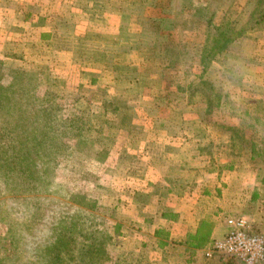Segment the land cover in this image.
Listing matches in <instances>:
<instances>
[{
	"label": "rangeland",
	"instance_id": "374dc122",
	"mask_svg": "<svg viewBox=\"0 0 264 264\" xmlns=\"http://www.w3.org/2000/svg\"><path fill=\"white\" fill-rule=\"evenodd\" d=\"M126 1L131 3L129 11H132L137 7L135 4L144 0H117V4L123 7ZM244 1L209 0L206 7L192 17L200 24L192 30L188 24L194 2L172 0L171 11L178 25L171 40L176 44L174 54L162 52L164 33L154 37L149 32L157 42L158 52L152 50L143 62H139L140 57L134 58L132 64L136 68L113 72V75H106L108 71L102 73L86 59L90 58L88 55L81 53L70 62L73 69L69 72L63 60L53 64L36 59L4 61L0 58V264H143L144 238L125 233L129 226L124 221L129 213L121 207V202L141 183L138 181L143 171V96L147 92L143 82L147 81L151 82L150 89L156 91L152 93L166 101V108L151 114L180 123L169 121L167 125L165 122L169 133H177L171 129L180 127L198 142L203 138L208 140L202 144H207L204 149L213 152L210 160L214 163L247 167L246 190H243V199L247 202L232 205L233 212L236 208L240 214L229 217L259 215L258 208L254 209L251 204V195L256 193L254 197L264 200V90L257 89L264 72V30L251 34L245 31L256 39L255 47L250 46L251 40H242L245 46L242 47L234 39L236 42L209 61L201 75L197 62L200 50L204 48L207 54L213 43L207 39L217 27L219 16L235 31L242 26L244 16L239 12L245 10ZM99 4L97 1L96 6ZM141 4L144 7V2ZM139 9L134 12L138 13ZM103 16L114 24L119 19V15ZM133 18H130L131 23ZM184 20L186 22L182 23ZM203 25L204 30L207 25V37ZM133 29L124 34L134 44L121 43L108 48L90 28L82 36L75 32L68 38L69 45L112 56L121 54L122 46L130 55H136L135 49L151 50L142 45V33L137 32L132 38V32L136 31ZM75 39L77 43L72 44ZM16 44V36L0 23V52L18 49ZM159 52L168 61L158 62ZM101 59L104 61L101 65L108 70L107 65L111 63L103 56ZM146 68L150 72L147 73ZM134 73L138 74L139 82L142 81L140 84L115 79L116 75ZM146 73L151 75V81ZM197 75L211 83L210 98L214 103L209 110L205 108L208 97L205 91L187 89V93V81ZM156 81L161 83L156 84ZM196 82L194 80L192 85ZM175 85L178 86L176 92ZM172 88L174 93L170 92ZM113 97L117 105L113 100L110 103ZM119 102L131 106L129 110L133 115L118 119ZM100 114L107 117L112 126L101 123ZM227 125L245 131L242 142L245 151L232 148L229 140L226 146L219 145L218 140H225V136L229 139ZM77 136L81 137L78 145ZM127 147L138 148L136 154H123L121 150ZM249 149L258 155L252 156ZM114 150H120L119 157ZM207 164L210 166L211 162ZM246 222L252 227V222ZM252 232L264 236L263 229L255 227ZM57 248L59 252H55ZM58 254V263H53ZM220 259L225 264H237L227 258Z\"/></svg>",
	"mask_w": 264,
	"mask_h": 264
},
{
	"label": "crops",
	"instance_id": "0c3cea01",
	"mask_svg": "<svg viewBox=\"0 0 264 264\" xmlns=\"http://www.w3.org/2000/svg\"><path fill=\"white\" fill-rule=\"evenodd\" d=\"M72 2L0 0V23L16 36V45L19 46L11 52L3 50L0 52V58L4 61L36 59L39 62L51 61L53 64L63 60L66 71L69 72L73 69L70 62L81 53L88 55L90 58L86 59L98 66L102 73L108 71L106 75L136 68L132 62L134 58L138 60L137 55L128 54L123 46L121 54L112 56L98 50L73 48L69 45L68 38L74 36L75 32V35L82 36L87 33L86 30L92 28L95 33L99 31L114 40L120 32L125 33L133 28L130 18L142 16V12L150 6L153 7L156 2L144 0V7L141 2L135 4L137 7L134 10L129 11L132 6L126 1L116 24L93 23L84 19V16H97L99 13L93 8L94 0ZM71 5L76 8H70ZM137 8L138 13L134 12ZM66 27L71 28L63 31ZM141 33L144 39L142 45L158 52L154 37L144 28L138 30V34ZM75 40L72 44L77 43V39ZM102 56L108 64L111 63L107 65L108 70L101 65V62H104L100 60ZM46 69L52 72L50 67ZM102 82L110 84L105 80ZM143 89L147 90L143 96V171L138 181L141 182L139 187L135 188L130 196L126 195L121 202V207L129 213L124 221L125 225L129 226L125 233H134L144 238L143 264H225L217 255L205 258L203 254L210 242L223 234L224 219L234 213L240 214L236 208V212H233L231 206L243 205V190H246L244 179L248 169L243 165L231 164L232 166L227 167V164H224L226 162L221 165V162L218 164L211 161L213 152L204 149L207 144H202L206 143L207 139L203 138L198 142L192 134L185 133L180 127L177 130L171 129L177 133H169L164 123L168 125L170 119L151 114L152 111L159 113V109L166 108L165 99H153L151 94L158 96L156 91L148 87ZM171 123L180 124L173 121ZM218 142L219 145L226 146L228 136ZM137 149L130 150L127 147L121 152L136 154ZM119 151L114 150L115 156L119 157ZM209 162L210 166L207 164ZM251 199V204L254 209L258 208L259 215L250 213L247 218L241 217L252 222V228L264 230V200L252 195ZM244 202H247V199Z\"/></svg>",
	"mask_w": 264,
	"mask_h": 264
},
{
	"label": "trees",
	"instance_id": "16d2710c",
	"mask_svg": "<svg viewBox=\"0 0 264 264\" xmlns=\"http://www.w3.org/2000/svg\"><path fill=\"white\" fill-rule=\"evenodd\" d=\"M97 1H100L99 7L96 6ZM191 1L194 2V3H192L193 8L194 9L197 8V9L196 10L192 9V11H190L191 14L189 12H186V14H190V24L187 23L189 25L188 28L193 30L194 28H196V26H199L200 24H196V21H193L192 17L194 16V14H197L198 11L203 10V8L206 7L205 6L206 2H209V0H198V1L191 0ZM212 1H216V0H212ZM244 2H245V4H244L245 10L240 11L239 12L240 14L238 13L240 16H242V15L244 16V22H243L242 26L240 28H238V30L235 31L229 25L228 22L224 21L223 19H221L222 17L219 16V18H218L219 23H218L217 27L215 28L214 32H212L208 36V39H207V38H205V37H207V35H206L207 25H206L205 30H204L205 26L203 25V30L205 32L204 34L206 35L204 38L207 39V41L209 43L211 41H213V43H212V45H210L209 51L207 52V54H205L204 48H202L200 50L199 58L197 60V62L199 63V66H200L199 75H201V72H203L205 70L209 61L215 60L214 58L218 57L223 51H225L224 49L226 48V46L230 45V43L234 42L235 41L234 39L239 41L238 45H241L242 47H245L242 40H251L250 46H252V48L255 47L256 39L251 38L252 35L245 34V31H247V33L251 34L253 32L258 31V29L261 31L264 30V0H245ZM200 3H203L204 5L198 6V4H200ZM94 6L95 7H93V8L96 9L95 11H99L101 13V16H95V15L84 16L85 20L87 19L88 21H91L93 23L103 22L106 24H111L109 21L105 20V16H103V15L105 14L107 16V18H111L114 16L117 17V15H119V13H120L119 11L122 10V5L120 4L118 6L117 0H114V1H112V0H94ZM70 8H71V6H70ZM171 10H172V0H156L155 5L153 7H151L150 9L146 10L144 15H142L138 18H133L132 26L134 29H136V31L132 32V38H134L136 36V34L138 32L137 30L139 28L147 29V31L150 32L154 37L162 36L164 33V36L167 40L165 39L164 44L161 45L162 52L165 50V51L169 52V54H174V52H175L174 51L175 50L174 45H176V44H174V42H172L171 40L173 38L175 28H176V26L178 27V25H177V23L176 24L174 23V17H176V15H174ZM184 22H186V21L184 20L182 23H184ZM94 35L97 36L98 39L101 38V41L103 43H105V46L108 45V48L118 47L119 44H121V43L134 44V42L130 40L129 36L124 34V33L117 34V36L114 40H112V38H107L104 33H101L99 31L94 33ZM169 37H170V40L168 39ZM204 43H205V40H204ZM152 50L153 49H151V50L135 49L134 52H136V55L138 58L140 57L139 62H141V61H144L143 59L148 56L149 52H153ZM206 55H209V56L207 57ZM243 56H245V55L243 54ZM141 58H143V59L141 60ZM157 59H158V62L161 61L160 63L165 62V60H166L165 56L162 55L160 52L157 55ZM166 61H168V59ZM193 66H194V63H193ZM260 67H262V66H260ZM144 71H145V69H144ZM146 72L147 73L150 72V69L146 68ZM147 73H146V76L151 81V75L149 76ZM257 74L260 75V72H258ZM182 77H183V75H182ZM120 78L121 79L123 78L124 80L128 79L131 82L130 84L133 83L135 85L140 84L142 82V81L139 82L138 74H135V73L134 74H128V75L122 74V76H120V75L115 76V79H120ZM152 79H153V77H152ZM205 79L206 78L201 79L200 76L197 75L195 77V79L192 78L189 82L187 81L185 86H186V90L190 89V91H191V89H194V90L201 89V90H203V92L205 91L206 95H208V97L205 96L206 97L205 108H206V110H209L210 107L214 103V99L210 98V96L212 94L211 83L209 82V80H207V79L205 80ZM194 80H197V82L194 85H192ZM152 82L155 83V80H153ZM157 83H161V82L156 81V84ZM143 85L145 87L151 88V82H148V81L143 82ZM260 85L261 86L257 87V89L264 90V72H263V75L261 78ZM174 89L176 92V90H178V86L175 85ZM170 92L174 93L173 88H172V91H170ZM187 93H188V90H187ZM153 99H157L159 101L161 99L163 100V97L153 96ZM112 100H113V102H112ZM115 100H116L115 97L111 98L110 103L112 102V103L116 104L115 102H117V101H115ZM119 104H120V106H117V108L119 109V112L121 111V113L118 112L119 113L118 119H122L126 116L133 115L131 110H129L132 108L131 106H128L123 102H119ZM251 109L255 111L254 108H251ZM101 114H103V113H101ZM254 118H257V117H254ZM101 123H103V124L105 123L107 125L109 124L112 126V123L110 121H108L107 117L105 118V116H102ZM227 127L231 129V130L229 129V131H230V135H229V139H228L229 144L232 145V148H237L239 150L245 151L246 150L245 146L242 143V142H244L243 135L245 134V131L243 129L239 128L238 126L227 125ZM80 138L81 137H78V136L75 138L76 145L79 144ZM252 152H253L252 149H249V153L251 154ZM253 155L257 156L258 154L253 152L252 156ZM255 195H256V193L255 194L253 193V196H255ZM251 231H253L252 227H251ZM55 250H56L55 252H59L58 248ZM58 256H59V254L56 256L53 263H58V259H57ZM262 264H264V261L262 262Z\"/></svg>",
	"mask_w": 264,
	"mask_h": 264
},
{
	"label": "built area",
	"instance_id": "2783aa9c",
	"mask_svg": "<svg viewBox=\"0 0 264 264\" xmlns=\"http://www.w3.org/2000/svg\"><path fill=\"white\" fill-rule=\"evenodd\" d=\"M225 230L220 238L213 239L203 256L217 255L237 264H262L264 261V236L251 231L241 216L224 219Z\"/></svg>",
	"mask_w": 264,
	"mask_h": 264
}]
</instances>
